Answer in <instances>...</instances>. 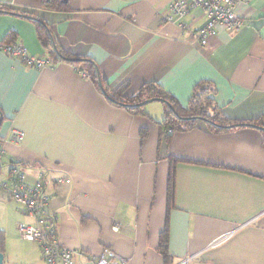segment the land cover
<instances>
[{"label": "crops", "instance_id": "1", "mask_svg": "<svg viewBox=\"0 0 264 264\" xmlns=\"http://www.w3.org/2000/svg\"><path fill=\"white\" fill-rule=\"evenodd\" d=\"M57 1L63 10H46L41 0H0V42L11 33L29 56L48 63L30 67L0 50V182L10 165L24 168L29 184L44 173L48 212L75 264H95L104 247L119 264H264L263 136L240 126L264 123V0L236 5L241 27H218L206 45L195 37L205 22L200 11L163 20L174 0ZM25 16L42 20L71 59L93 65L111 99L154 83L188 108L202 84L214 108L239 126L212 132L199 120L161 133L160 101L143 106L147 116L112 103L86 70L50 54ZM13 129L24 134L22 143L10 140ZM169 159L177 162L170 207ZM0 207L17 216L0 228L3 264H44L38 245L17 234L18 224L33 220L1 190Z\"/></svg>", "mask_w": 264, "mask_h": 264}, {"label": "built area", "instance_id": "2", "mask_svg": "<svg viewBox=\"0 0 264 264\" xmlns=\"http://www.w3.org/2000/svg\"><path fill=\"white\" fill-rule=\"evenodd\" d=\"M248 0H174L166 11L163 20L175 22L194 10L200 11L205 17L204 25L195 33L200 45H206L208 39L215 34V30L223 28L228 31H237L242 23L234 13V8ZM181 26V25H180ZM184 28V26H182ZM0 50L8 56L20 60L30 67L42 68L48 63L36 59L27 54L19 44H0ZM171 130L168 131V134ZM24 134L12 130L10 140L15 144L22 143ZM3 150L0 148V169L3 162ZM1 176V172H0ZM45 177L41 173L33 184L26 182L25 169L19 165H10L5 180L0 182V190L8 199L19 205L25 215L33 220L32 224H18L17 234L22 241L32 242L38 245L44 264H75L74 251L62 247L57 235V219L48 212L50 198L45 193ZM229 232L213 239L208 248H214L226 241L231 234ZM190 258L183 260L185 263ZM95 264H119L115 253L108 247L100 250L94 260Z\"/></svg>", "mask_w": 264, "mask_h": 264}, {"label": "trees", "instance_id": "3", "mask_svg": "<svg viewBox=\"0 0 264 264\" xmlns=\"http://www.w3.org/2000/svg\"><path fill=\"white\" fill-rule=\"evenodd\" d=\"M41 5L46 10H63L64 5L58 3L57 0H50L46 2L41 0ZM4 8H0V13H3ZM30 17V16H29ZM35 23L36 34L41 45L57 60L66 61L67 63L74 65L77 69L83 72L86 70V76H88L98 86V76L95 67L83 60L69 61L67 60L71 56L62 52L57 44L54 42L52 45L51 33L48 30L47 25L35 16L29 18ZM15 42V36L8 34L0 44L8 45ZM82 66V67H81ZM81 67V69H80ZM206 85L198 84L192 95V100L189 103L188 108L180 107L177 102L168 93L164 92L157 84L147 83L141 87V89L130 98H122L119 93H114L112 96L114 104L125 108L129 113L133 115L147 116L143 110V106L139 104L147 99L158 98L165 107L164 118L157 123L161 133L171 130V132L189 130L196 124L197 121H203L206 123L207 129L212 132H221L227 130L230 126V121L222 116L221 112L216 110L213 105L210 93L211 91L205 87ZM165 102L169 104L166 105ZM113 103V102H112ZM251 122V121H249ZM252 125L256 129L262 132V146L264 147V123L258 121L257 123H241L240 126ZM250 126V127H252ZM171 134V133H170ZM170 136H166L167 142L170 141ZM177 162L173 159H169V171L167 181V205L170 207L174 202L175 195V168ZM1 241V239H0ZM1 246V243H0ZM1 251V249H0ZM2 252V251H1ZM158 252L165 260L167 258L166 253V235L161 234L158 244Z\"/></svg>", "mask_w": 264, "mask_h": 264}, {"label": "water", "instance_id": "4", "mask_svg": "<svg viewBox=\"0 0 264 264\" xmlns=\"http://www.w3.org/2000/svg\"><path fill=\"white\" fill-rule=\"evenodd\" d=\"M45 1H46V2H49L50 0H45ZM61 3H66V0H61ZM25 17H27V18H32V17H29V16H25ZM50 38H51V41H52V45H54V39H53V37L50 36ZM67 60H69V61H70V60H71V61H80L81 59H74V58L71 59V58H68ZM96 73H97V76H98V85H99V87H100V89H101V92L103 93V95H104L109 101L115 103L114 100L111 99V98L107 95V93L103 90L102 85H101V80H100L99 74H98V72H96ZM154 101H160V99H158V98L147 99V100L142 101V102L139 104V106H144V105H146V104H148V103H150V102H154ZM165 104L169 106V104H168L167 102H165ZM2 121H3V114H2V112L0 111V126H1V124H2ZM236 126H239V125H238V124H236V125H230L228 128H232V127H236ZM250 126H252V125H250ZM3 262H4V255H3V253L0 251V264H3Z\"/></svg>", "mask_w": 264, "mask_h": 264}, {"label": "rangeland", "instance_id": "5", "mask_svg": "<svg viewBox=\"0 0 264 264\" xmlns=\"http://www.w3.org/2000/svg\"><path fill=\"white\" fill-rule=\"evenodd\" d=\"M158 103L160 104V102L154 101V102H150V105H156ZM12 203L15 205L14 202ZM15 213H16L15 208L8 209L7 207H0V228L4 227L12 219L16 218L17 216H15ZM12 247L14 251L18 250L16 246L14 247L13 245ZM11 254L15 256V252H12Z\"/></svg>", "mask_w": 264, "mask_h": 264}]
</instances>
